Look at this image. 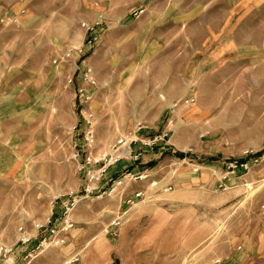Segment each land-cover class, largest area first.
Segmentation results:
<instances>
[{"label": "rangeland", "instance_id": "374dc122", "mask_svg": "<svg viewBox=\"0 0 264 264\" xmlns=\"http://www.w3.org/2000/svg\"><path fill=\"white\" fill-rule=\"evenodd\" d=\"M17 2L0 0V95L2 100L9 92L24 93L32 111L19 109L12 124L3 127L16 134L14 144L27 146L16 149L17 155L5 153L22 163L14 175H0V243L14 249L0 264H61L76 252L82 254L76 264H214L217 257L222 264H264V154L248 158L247 167H227L264 148V52L243 51L246 46L264 51V0H29L20 23L13 24L9 17L19 13ZM85 7L104 21V7L118 14L132 7L129 32L146 30L140 39L120 43L108 41L102 31L86 61L96 81L91 85L78 73L84 68L79 62L74 81L67 82L76 59L52 62L82 43L75 39ZM140 8L144 12L135 16ZM143 21L153 22L152 28L143 29ZM220 22L223 36L232 34L244 48L233 59H210L212 65L201 67L205 59L194 53ZM185 47L192 59H183ZM77 79L90 98L76 94L77 86L74 103L64 86L76 85ZM165 85L178 97L168 114L174 128L165 146L184 126L178 141L193 158L162 159L151 177L157 181L152 194L127 203V193L143 180L135 173L112 174L114 164L100 176L104 161L81 168L88 153L84 131L91 126L95 135L92 156L117 157L116 141L126 137L129 143L136 125L147 124L139 115L127 123L126 114L165 94L158 91ZM136 86L141 91L134 92ZM61 87L65 90L58 92ZM187 97L194 101L185 103ZM71 116L79 121L72 123ZM176 151L181 150L170 153ZM227 172V186L220 187ZM70 192L76 202L67 242L37 248L46 233L37 225L61 211ZM37 231L32 243L18 242Z\"/></svg>", "mask_w": 264, "mask_h": 264}, {"label": "crops", "instance_id": "0c3cea01", "mask_svg": "<svg viewBox=\"0 0 264 264\" xmlns=\"http://www.w3.org/2000/svg\"><path fill=\"white\" fill-rule=\"evenodd\" d=\"M18 3V2H17ZM22 3V2H21ZM23 4V3H22ZM19 9L20 7V2L18 3ZM86 11H84V19L82 20H87V21H93L95 20L98 15L93 12L91 14V7H85ZM93 8V7H92ZM100 8V7H99ZM105 9V14H106V21H104V24L101 28V32L103 31L104 37L108 41H112L111 39L115 38L117 40H113L114 43H120L121 41H127L129 38H137L140 39L143 37V35L146 34V30L142 32H129L130 28H132L134 25V19L132 16H127L128 12H131V8L126 9L124 12L126 13H117L120 12L118 10L114 11L113 7H104ZM207 8V7H206ZM246 8V7H245ZM101 9V8H100ZM109 9V12H107ZM244 9V7H225L226 11H239ZM103 10V11H104ZM15 15V14H13ZM25 14L20 16V21L21 17L24 16ZM127 17V18H126ZM188 15L185 14V18H187ZM137 22V21H136ZM135 22V23H136ZM139 22V21H138ZM153 22L151 21H143V29L144 28H152ZM224 27L225 25L223 22H220L218 26H215V30H211L206 34V36L201 39V47L199 51L194 53V58L196 56H200L199 58H204L201 62V67H206L208 65H212L213 60L210 59H233L234 54H236L241 49L242 47L239 48L237 41L235 40L236 38L232 34H227L223 36L224 34ZM86 36V33L84 29L80 30L77 33L76 39L75 40H81L83 42L84 38ZM208 44H211L208 48ZM162 49V46H159V49ZM251 51L252 53L256 52L259 55L262 54L263 49H250L246 46L243 51L248 52ZM184 54H183V59H192V52L188 50V47L184 48ZM186 53H189L187 56ZM203 54L198 55V54ZM90 64H91V57H90ZM214 65V64H213ZM216 65V64H215ZM77 84L70 86L66 85L64 88L69 90V93L71 94V100L76 101V94L73 95L72 90L76 91L77 86L81 87L82 83L80 79H77ZM63 87L58 88V92L61 90H65ZM134 92L141 91L138 89V86L133 87L132 89ZM158 91L165 92V94L158 93L148 101L143 102L141 105L139 103L138 106H136V110L133 113V110H129L128 113L126 114V119L125 121L128 123L130 122L134 115H139L141 116L147 124H143V128L137 129V125L135 128V133L139 141H136L134 143L130 144L131 149L133 152H137L138 150H141V157L138 160L132 159V154H130L128 149L126 150H119L118 156H121L120 160L115 163L113 170L114 172L112 174H116V172H120L119 175L121 174H126V173H135L137 175H142V182L143 184L141 185H135L130 192L127 193L126 195V200L125 202L130 203L128 201L129 197H133L135 199L134 194L136 191H139L141 189H145V193H151L157 186V181L152 180V176L155 173L156 168L158 167V163L167 157L172 158V159H178L180 161L186 159V158H191L190 156H185L183 158L177 157L176 154H171L170 150L171 149H179L181 151L179 152H184L185 151L184 145L186 144L184 141H181L179 143V139L182 137L181 134H183L186 128L184 126L179 127L177 131H175L174 135L176 134L175 138L173 137V141L170 142V146L166 147L165 144L169 143V141L166 139V136H168V130H171L172 126H174V120H171V122L168 124V119L169 113L173 111V108L176 106V100L178 97L172 96L170 94L171 88L168 87V85H165V87L159 89ZM3 97V96H2ZM8 97V99H7ZM6 99L1 100V95H0V175H14L18 171V166L22 163V159L20 157H15L14 156H6L5 153H11V155L16 153H20L21 151H16L17 150H22L27 144H23L22 142L19 144H14V139H16V134L12 132H5L3 127L6 128L7 125L12 124V121L15 120L16 113L19 111H32V108L30 106H27L29 102V98L25 96L24 93H21L19 95H13L10 94V92L4 97ZM142 103V102H141ZM133 106V103L131 104ZM150 106V107H149ZM131 109H133L131 107ZM75 112V111H74ZM19 113V112H18ZM133 113V114H132ZM177 114V112H176ZM181 115V114H180ZM79 121V116H76L75 118L71 116V122L76 124ZM124 121V122H125ZM189 132V129L187 130ZM167 134L163 139L165 142H162L159 140L158 144L155 145L154 147L146 146L143 145L141 140H144L150 136H160L162 137L163 135ZM176 140V141H175ZM13 142V143H12ZM178 142V143H177ZM130 167V168H129ZM130 169V171H129ZM149 177V178H148ZM147 178V179H146ZM167 178H165L166 180ZM163 181V180H162ZM151 182H156L155 186H151ZM172 186L167 185L165 187ZM164 187V188H165ZM117 187H115L113 190L115 191ZM167 191V190H166ZM152 194V193H151ZM150 194V195H151ZM134 202V201H133ZM124 202L120 203V208L122 210L127 209L124 208ZM126 211V210H125ZM98 246V245H97ZM264 246V245H263ZM261 244V249L263 248ZM264 249V248H263ZM6 264V263H4ZM11 264V263H10Z\"/></svg>", "mask_w": 264, "mask_h": 264}, {"label": "built area", "instance_id": "2783aa9c", "mask_svg": "<svg viewBox=\"0 0 264 264\" xmlns=\"http://www.w3.org/2000/svg\"><path fill=\"white\" fill-rule=\"evenodd\" d=\"M20 2L23 3V6L20 8V11L18 14L12 15L9 17V21L13 24H19L20 23V16L25 14L27 11V3L29 0H19ZM144 8H140L138 10H135L133 12V14L135 16H138L139 14H141L142 12H144ZM104 24V18L103 15H99L95 20L93 21H87V20H82L81 21V27L84 29L86 36L83 40L82 43H80L79 45H73L67 49H65L58 57L53 59V63L54 64H61L63 62H69L72 59H76L74 62V67H72V69L68 72V74L66 75V79L68 83H72L74 81L75 75L78 72V70L80 69V65H83V71L81 73V78L83 81H85L86 83H88L89 85L91 84H95L96 81L93 78L92 74H91V69L86 65V61H87V57L89 56V54L91 52L94 51L97 43L100 40L101 37V28ZM78 62L80 63V65L78 64ZM79 75V74H78ZM80 97H84L86 100H88L90 98L89 94L87 93V89L85 87H78L77 90ZM185 103H191L194 101V97H187L185 100ZM91 116V114H90ZM87 122L89 124H91V121L89 119H87ZM171 122V121H170ZM143 124L141 122H139L137 124V129H141L143 128ZM91 126H89V128L87 130L84 131V135H83V141H84V146H86L88 148V153L86 156V160L84 161V163L81 165V168H85L86 165L91 164V163H99V162H103L104 164L101 166L100 170V176H103L108 168L115 164L118 160H120L121 156L115 157L113 159V157L111 156L109 159H107V156L105 155L102 158H95L94 156H92V152H91V147L94 144L95 141V135L93 130L90 128ZM76 128V125L73 126V129ZM167 134L163 135L162 137L156 135V136H150L144 140H141L143 145L146 146H150V147H154L155 145L158 144L159 140L163 139ZM135 137H132L129 141V143L126 144L127 140L126 137H121L119 138L114 147H117V149H115V151L119 150L121 146H123L124 144H126V147L128 149L127 152H129L130 154H132V159L134 160H138L141 157V150H138L137 152H133V150L130 147L131 143H134L136 141H139V139L137 138L136 135H134ZM248 166V161H243V162H238V161H230L227 165V167H247ZM198 167H195V171L198 170ZM131 175V173H126V176ZM99 176V177H100ZM229 176L228 172L225 173L222 178H221V182L219 183L220 187L226 188L227 186V182L225 181V179H227ZM139 178H142V175L137 176ZM116 182V180H115ZM122 183V181H118V184ZM151 186H155L156 182H151L150 183ZM93 187H89L86 189L87 192H90L92 190ZM172 189V186H168L165 187V190H170ZM145 196V191L143 190H139L136 191L134 194V197H144ZM129 202H133V197H130L128 199ZM76 202V196L73 194V192H70L68 194V197L66 200L62 201V210L61 211H56L55 216H53V214L51 215V217L47 220L46 223L44 224H38L37 227L38 229H42V232H46L44 235H41V239L40 242L37 246V248L41 247V246H49V245H63L67 242V237L69 234V231L71 230V228L74 226V221L71 217V210L74 206ZM264 206V205H263ZM119 224V220L118 219H114L111 223V225H118ZM19 229L22 231L24 230V228L22 226L19 227ZM39 231H37L36 236L33 237L32 235H23L22 237H20V239H18V242H20L21 244H30L32 243L33 239L36 238L38 236ZM35 249L33 248L32 251H34ZM14 251L13 247H9L4 243H0V259L6 260L8 259L12 252ZM29 254L31 255V252H29ZM82 254L81 252H76L74 253L71 257H69L68 259L64 260L61 264H76L81 260ZM223 258L221 257H217L216 259H214V264H222L223 263ZM16 264V263H14Z\"/></svg>", "mask_w": 264, "mask_h": 264}, {"label": "trees", "instance_id": "16d2710c", "mask_svg": "<svg viewBox=\"0 0 264 264\" xmlns=\"http://www.w3.org/2000/svg\"><path fill=\"white\" fill-rule=\"evenodd\" d=\"M175 154H176L177 157H180V158H183L185 156H190L191 158H193V156L190 155V153H184V152H178V151H176ZM263 154H264V148L262 150L257 151V152L250 153L245 158H240V159H238L236 161L243 162V161H246L250 157H253V156H262ZM209 159L214 160V159H218V157H217V155L216 156L215 155H210L209 156ZM129 171H130V169H129Z\"/></svg>", "mask_w": 264, "mask_h": 264}, {"label": "bare ground", "instance_id": "6f19581e", "mask_svg": "<svg viewBox=\"0 0 264 264\" xmlns=\"http://www.w3.org/2000/svg\"><path fill=\"white\" fill-rule=\"evenodd\" d=\"M128 143V141L126 142V144ZM126 144H124L123 146H121L122 148V150H126L127 149V147H126ZM121 149H119V150H121ZM119 150H117L116 152L118 153L119 152ZM118 157V156H117ZM114 159V158H113Z\"/></svg>", "mask_w": 264, "mask_h": 264}]
</instances>
